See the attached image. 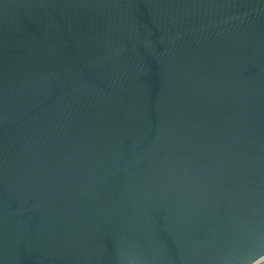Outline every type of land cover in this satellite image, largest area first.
<instances>
[{
	"label": "water",
	"instance_id": "obj_1",
	"mask_svg": "<svg viewBox=\"0 0 264 264\" xmlns=\"http://www.w3.org/2000/svg\"><path fill=\"white\" fill-rule=\"evenodd\" d=\"M264 257V0H0V264Z\"/></svg>",
	"mask_w": 264,
	"mask_h": 264
},
{
	"label": "rangeland",
	"instance_id": "obj_2",
	"mask_svg": "<svg viewBox=\"0 0 264 264\" xmlns=\"http://www.w3.org/2000/svg\"><path fill=\"white\" fill-rule=\"evenodd\" d=\"M256 264H264V257L261 260H259Z\"/></svg>",
	"mask_w": 264,
	"mask_h": 264
},
{
	"label": "built area",
	"instance_id": "obj_3",
	"mask_svg": "<svg viewBox=\"0 0 264 264\" xmlns=\"http://www.w3.org/2000/svg\"><path fill=\"white\" fill-rule=\"evenodd\" d=\"M260 260H261V259H260ZM257 262H258V261H257ZM257 262H256V263H257ZM256 263H254V264H256Z\"/></svg>",
	"mask_w": 264,
	"mask_h": 264
}]
</instances>
